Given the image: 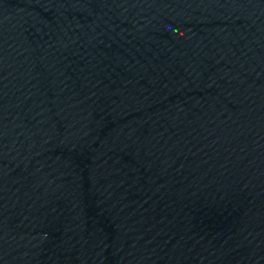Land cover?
I'll use <instances>...</instances> for the list:
<instances>
[{
    "label": "water",
    "instance_id": "obj_1",
    "mask_svg": "<svg viewBox=\"0 0 264 264\" xmlns=\"http://www.w3.org/2000/svg\"><path fill=\"white\" fill-rule=\"evenodd\" d=\"M0 264H264V0H0Z\"/></svg>",
    "mask_w": 264,
    "mask_h": 264
}]
</instances>
